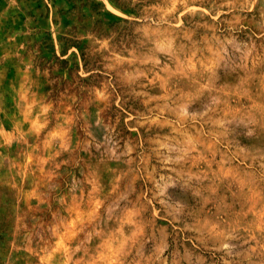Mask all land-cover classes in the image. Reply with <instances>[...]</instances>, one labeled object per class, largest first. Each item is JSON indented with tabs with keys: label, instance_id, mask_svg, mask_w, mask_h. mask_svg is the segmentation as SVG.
Wrapping results in <instances>:
<instances>
[{
	"label": "rangeland",
	"instance_id": "rangeland-1",
	"mask_svg": "<svg viewBox=\"0 0 264 264\" xmlns=\"http://www.w3.org/2000/svg\"><path fill=\"white\" fill-rule=\"evenodd\" d=\"M0 264H264V0H0Z\"/></svg>",
	"mask_w": 264,
	"mask_h": 264
}]
</instances>
